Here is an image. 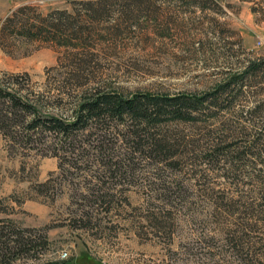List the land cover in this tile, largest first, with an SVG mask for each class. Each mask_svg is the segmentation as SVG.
<instances>
[{"label": "rangeland", "instance_id": "obj_1", "mask_svg": "<svg viewBox=\"0 0 264 264\" xmlns=\"http://www.w3.org/2000/svg\"><path fill=\"white\" fill-rule=\"evenodd\" d=\"M261 6L0 0V82L19 76L38 114L65 120L95 91L201 95L264 57ZM250 85L164 119L169 154L136 144L128 120L63 142L2 113L0 242L29 243L18 264H264V76Z\"/></svg>", "mask_w": 264, "mask_h": 264}, {"label": "trees", "instance_id": "obj_2", "mask_svg": "<svg viewBox=\"0 0 264 264\" xmlns=\"http://www.w3.org/2000/svg\"><path fill=\"white\" fill-rule=\"evenodd\" d=\"M252 12H259L264 15V6H261L260 11L252 7ZM60 25L61 22L53 25V29L56 32L62 31L63 27ZM263 76L264 57H258L248 60L241 71L229 74L226 79L216 83L212 91L201 95L170 97L167 95L135 93L125 97L116 93L95 91L88 96L81 95L78 97L73 120H65L54 115L38 114L32 101L33 98L22 93L19 90L20 88L14 89L13 86L19 84L17 81L19 76H15L14 82L8 87H4L3 83L0 82V101L1 105L5 106L3 110L0 109V117L3 113V116L11 121V117L15 118L17 116V111L18 116L21 117L17 121V125L22 126L26 133L40 130L63 140V142L73 141L74 132L87 130L88 123L92 121L128 120L131 121V125L136 127V130L132 133L136 144L144 149H153L154 152L169 154L170 149L178 146V144L170 142L163 135L154 133L156 127L164 119L190 120L192 113L199 111L200 108L205 106V103L216 107L217 102L224 97L231 96L234 92L243 94L252 86L250 82H256L258 77ZM262 104H264V100H262ZM259 107L260 104L257 102L253 109L257 110ZM0 243L1 251L7 253L5 256H0V264H18L17 261L24 253L28 252L22 247L25 248L29 243L20 241L17 237L7 243Z\"/></svg>", "mask_w": 264, "mask_h": 264}, {"label": "built area", "instance_id": "obj_3", "mask_svg": "<svg viewBox=\"0 0 264 264\" xmlns=\"http://www.w3.org/2000/svg\"><path fill=\"white\" fill-rule=\"evenodd\" d=\"M62 256H64V257H65V256H66V253H63V254H62Z\"/></svg>", "mask_w": 264, "mask_h": 264}]
</instances>
